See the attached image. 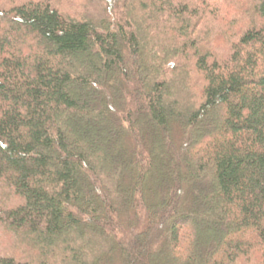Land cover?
Instances as JSON below:
<instances>
[{
	"label": "trees",
	"instance_id": "1",
	"mask_svg": "<svg viewBox=\"0 0 264 264\" xmlns=\"http://www.w3.org/2000/svg\"><path fill=\"white\" fill-rule=\"evenodd\" d=\"M0 264H264V0H0Z\"/></svg>",
	"mask_w": 264,
	"mask_h": 264
},
{
	"label": "rangeland",
	"instance_id": "2",
	"mask_svg": "<svg viewBox=\"0 0 264 264\" xmlns=\"http://www.w3.org/2000/svg\"><path fill=\"white\" fill-rule=\"evenodd\" d=\"M204 226V225H203Z\"/></svg>",
	"mask_w": 264,
	"mask_h": 264
}]
</instances>
